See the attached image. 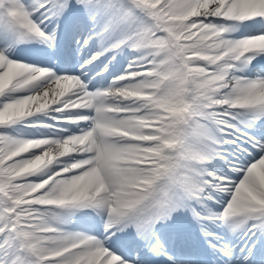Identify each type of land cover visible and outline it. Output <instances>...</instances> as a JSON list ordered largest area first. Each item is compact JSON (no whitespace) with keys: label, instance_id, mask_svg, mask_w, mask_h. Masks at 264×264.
<instances>
[{"label":"snow or ice","instance_id":"6c2138e0","mask_svg":"<svg viewBox=\"0 0 264 264\" xmlns=\"http://www.w3.org/2000/svg\"><path fill=\"white\" fill-rule=\"evenodd\" d=\"M0 264H264V0H0Z\"/></svg>","mask_w":264,"mask_h":264}]
</instances>
